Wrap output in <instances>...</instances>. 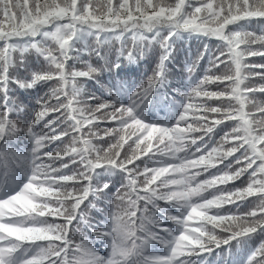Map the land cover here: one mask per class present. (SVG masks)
Masks as SVG:
<instances>
[{
	"label": "snow or ice",
	"instance_id": "6c2138e0",
	"mask_svg": "<svg viewBox=\"0 0 264 264\" xmlns=\"http://www.w3.org/2000/svg\"><path fill=\"white\" fill-rule=\"evenodd\" d=\"M253 57L264 0H0V264H264Z\"/></svg>",
	"mask_w": 264,
	"mask_h": 264
},
{
	"label": "trees",
	"instance_id": "16d2710c",
	"mask_svg": "<svg viewBox=\"0 0 264 264\" xmlns=\"http://www.w3.org/2000/svg\"><path fill=\"white\" fill-rule=\"evenodd\" d=\"M197 43L198 42H193V44H192V47H193V49H195L196 48V46H197ZM187 46V45H186ZM251 59V61L253 62V63H256V64H262V63H264V58H261V57H253V58H250ZM204 63H205V66H207V62H206V60L204 61ZM250 83H254V84H259V83H261V81H259V78H257V79H255L254 81H251ZM257 99H259V100H264V94H257ZM214 258V257H213Z\"/></svg>",
	"mask_w": 264,
	"mask_h": 264
}]
</instances>
